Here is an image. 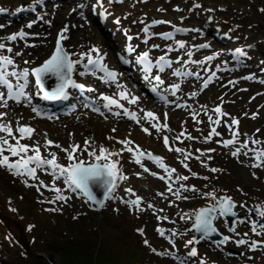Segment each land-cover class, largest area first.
<instances>
[{"label":"rangeland","instance_id":"obj_1","mask_svg":"<svg viewBox=\"0 0 264 264\" xmlns=\"http://www.w3.org/2000/svg\"><path fill=\"white\" fill-rule=\"evenodd\" d=\"M32 1L34 0H0V3L19 6L23 2L27 4ZM87 1L90 13V5H93L96 0ZM184 2H188V7L185 8V4L183 6V3L172 1L170 2L172 6L166 9L157 1L152 13H142L145 9L142 5L135 8V12L128 16L123 6L113 4L110 14L114 17L117 16L120 24L114 25L108 21L103 27L97 28L92 25L90 20L89 24L85 22L77 25L75 19L68 18V15L74 11L77 16L79 10L75 9V5L80 6L78 0H60L59 2L57 0V4L47 10L49 14L45 20H48L50 25L46 27L45 36L19 43L14 55L16 52L21 53L15 58L19 67L22 68H31L41 63L51 53L57 32L67 27V31L64 33L67 39L62 43L69 54H75L71 58L77 57L81 53H88L92 48H98L101 53L105 54L107 63L114 66L116 64L114 55L116 53L123 54L124 38L120 29L124 28L130 32L133 35L134 43L139 46V44H143L140 37L154 40L151 35L148 37L144 32L143 27L146 26L147 21L158 17L169 18L168 24L161 25L162 28L167 29L171 24L184 22L183 19L176 18L178 12L183 8L188 12L192 7L191 16L201 18L199 20L191 18L185 21L191 25H189V29H191L189 34L184 37L187 43L182 42L183 48L178 45V49L173 50L172 57L185 54L187 49L190 50L186 55H189L190 52H200L202 49H198L196 43L201 41L205 43L207 40H211L213 41L212 47H219L216 50L217 55L212 59L213 62L230 60L227 53L236 52L235 47H242L241 50L244 53L242 58H245L248 64L246 70L256 74L263 72L264 0H225V4L221 0H202V4H200V0H184ZM49 3L50 1L47 0L46 4L49 5ZM206 6L211 8L213 16L217 20V27L209 23V17L202 16L201 13L206 10ZM57 10L58 15L56 16ZM208 16L211 17V15ZM201 24H205V29L211 25V32L206 35L195 32L194 29L199 28ZM136 34L140 37L136 38ZM31 41L35 43L33 46L30 44ZM189 41L194 44L188 46ZM108 43L112 44V48ZM158 45H160L157 50L158 54H169L168 43H158ZM154 48L152 47V52H156ZM210 53L211 51L204 55ZM25 61L29 63L26 64ZM195 62H192V65L197 67ZM201 70L203 71L204 68ZM130 72L133 74L131 69ZM75 76L80 75L75 74ZM134 76L138 77L135 73ZM153 80L154 76H151L149 84L153 83ZM226 80H233L237 83L229 86L230 84L226 83ZM256 81L258 82L256 83ZM256 81L252 83L251 80H241L239 77L229 79L224 78L223 74H219L201 93H196L198 84L193 83V86L189 84L190 87H193V92H190L189 95L193 96V93L198 95L195 96V94L193 99H189V102H186L187 98H182V102L190 103L191 106H199L201 109L221 104V110L225 113L228 112V118L223 119V122L217 125L219 135L212 137L217 142L212 143L209 139H205L207 136L200 133V119H191L193 112L180 113L179 109H170L166 112L164 108L159 110L154 108L152 102L142 100V96H140L141 101L137 102L139 112L142 115L141 110L153 108L156 111L157 120H165L168 125V130L162 132L163 134L153 130L149 121L120 126L117 118L97 115L85 108L78 109L63 120L43 123L34 119L35 116L24 103L8 102L7 108H2L7 111L2 122H11V126L15 128L20 120V123L31 124L36 129L34 136L29 140L21 139V144L29 146L39 144L41 154L51 158L49 153H56L57 162L62 166H67L72 161L68 160L67 153L61 148L69 149L72 144L81 146L75 153L79 159L87 163L94 161L93 157L82 150L85 147V140H88L91 144L88 150H95L97 154L100 146L111 152H121V155L114 156L112 159L120 160L122 173L127 175V179L123 186L118 183V190L113 194V198L108 199L100 210L94 211L82 197L65 190L63 180L55 181L43 170H37L38 179H33L27 176H15L0 167V241L8 242L7 236L10 235L11 241H18L26 245V248L23 249L14 248L10 243L6 247L0 246V264H62L65 254L62 253L63 250L60 251L62 247L55 242L73 247L81 244L84 241L83 237L86 236V239H89L91 233H94L97 238L104 233V237H107L110 242H115L116 237L110 231L111 227L113 229L121 227V230L138 233L145 249L150 254L148 264H179L176 257L186 261V264H217V262L209 263L205 259V253L214 257L216 261L218 259L219 264H264V234L256 235L251 231V222L255 220L256 215H253L252 210H248L250 206L257 205L261 209L264 207V167L253 168L252 164L249 167L243 158H240V155L233 156L230 151L218 146L230 135L231 131H228L227 127L231 125L233 118L241 123L238 130L244 135V138H250L252 142L259 141L264 146V137L262 136L264 131V95L252 99L259 88L264 87V83H261L264 81V76L262 78L257 75ZM141 85L144 89L147 87L143 83ZM135 92L139 94L138 91L135 90ZM33 93H35V88L34 84H31L28 94L31 96V100L36 102ZM92 96L99 97L100 92ZM126 103H129L128 100ZM217 116H214L213 119H217ZM204 119L207 123L209 117L206 116ZM145 127L149 129V133L143 131ZM231 128L234 132L237 125H231ZM165 133H169L172 146L178 145L184 149V152L187 151L190 154L177 153L174 149L167 151L163 138ZM109 137L114 139H109ZM9 139L16 143L15 140ZM46 139H50L54 144L46 146ZM125 139L133 142L128 145L130 148L134 149L137 146L142 151L151 149L164 154V161L176 170L173 173L175 175L173 192L168 191L167 182L153 175V173L160 172L149 173L150 170H154L151 163H143L149 169L148 172H145L143 167L134 162L133 153L136 152L130 154L126 150L121 151L124 149V145L117 141ZM135 142L140 146L138 147ZM55 144L61 145V148H56ZM200 149L204 150L203 154ZM210 149L215 151H209ZM134 150L136 151V149ZM195 153L202 157H197L198 155ZM31 154L30 152L29 155ZM192 156H196V158ZM211 168L222 171L212 172ZM177 176H187L189 179L178 181ZM41 181L46 187L41 185ZM188 181L193 185H189ZM181 185L189 189L194 187L198 191H184L180 187ZM53 188H59L60 193L51 190ZM129 188L133 190L135 196L126 192V189ZM176 191L188 199H178L173 194ZM212 191L215 192L216 197L223 194L231 197L236 205L234 209L249 219L245 223H238L236 230L228 233L224 220L221 216H217L219 219L214 222V225L218 231L229 235V241L217 247L216 244L201 240L200 244L194 243L193 245L199 244L203 250H197V256H189L188 253L192 250L190 245H181H185L188 240L192 239L193 232L190 230L192 220L187 217L181 219V217L184 214L193 217L197 207L214 201L210 197L202 195ZM58 194L68 197L67 201L56 200ZM136 196L141 197L142 200L139 205L140 210L135 206L130 207L126 203V201L136 199ZM22 201L27 205V209L24 208L26 211L29 209L30 214L26 215L21 209L23 208ZM149 204L152 207H149ZM240 205H244V207H240ZM11 209H15V211ZM49 209H57V211H49ZM29 226H32L30 230ZM160 227L165 228L166 235L163 237L158 234ZM138 230H143V234ZM173 233L176 235L173 236ZM240 239L249 243L238 245L236 241ZM145 240L148 241V244H145ZM252 241L260 242L254 250L249 247ZM228 248L238 251L239 254L230 253ZM152 249H155V252ZM158 253L169 254L159 255ZM247 254L250 255L247 256Z\"/></svg>","mask_w":264,"mask_h":264},{"label":"snow or ice","instance_id":"obj_2","mask_svg":"<svg viewBox=\"0 0 264 264\" xmlns=\"http://www.w3.org/2000/svg\"><path fill=\"white\" fill-rule=\"evenodd\" d=\"M119 23V21H117ZM28 27H31V25H28ZM67 31V27H65L64 30L58 35V39L56 42V47L51 54V56L44 61L42 65L39 67L28 69L23 68L20 69L18 65L16 64L13 57L4 55L2 51H0V107L7 108L8 101L13 100L16 103H21L22 101L27 102L28 104H31V96L28 94L26 89L29 87V77L34 78L35 85L39 89V93L42 94V98L44 100H58L66 97L68 95V90L70 88H77V89H83L85 86L78 83L74 78V74H78L80 76H84L86 74L94 73L96 71H100L104 73V76L102 77V81L106 84L108 83H116L118 78V73L109 70L107 66L103 63L104 56L100 53V50L98 48H92L89 50L88 53H82L79 55V58L76 60H73L71 57L73 54H69L65 48L63 47L61 41L67 39V37L64 35V33ZM147 32L148 30L145 29ZM26 33L20 32L17 34H13L9 36L7 39L15 41L17 37L23 39L25 37ZM164 38L170 39L172 34L171 33H165L162 34ZM158 47V46H157ZM179 47L183 48L184 44L181 42L179 44ZM9 53L13 52V49L11 47L6 48L5 43H0V50H5ZM129 53L133 52L134 49L129 47L127 49ZM92 53H95V58L93 57ZM236 54L238 55H244L243 50L236 49ZM21 53L16 52L15 56H20ZM191 55V53H189ZM86 59V62H85ZM137 63L142 66V70L144 72V79L146 81H149L151 78V73L153 71V68H156L159 70V72H164L166 68H170L172 61L166 59L165 56H160L158 60L155 62V64L152 62V60L149 57V53L147 51L140 54L137 58ZM213 57L209 56L207 57V60H212ZM25 63H29L28 61H25ZM200 63V62H195ZM82 65L83 70L77 72V66ZM177 76H190V75H196L197 78H199V73H190V72H181L177 70L175 73ZM215 76V73L212 74L207 80H205L203 87L207 88L209 83L212 82L213 77ZM246 79H254L255 77H245ZM52 81V84L49 87L46 86V81ZM154 80L156 84H163V80L159 75H156L154 77ZM231 84H235V81H229ZM261 83H264V81H261ZM118 88H121L122 90L118 93L119 97L123 100H128L129 103L135 104L137 103V97L131 96L130 93L127 92L126 89H124L123 85L117 84ZM180 85L175 84L172 86V94L175 95V92L179 90ZM88 91H94V89H88ZM153 92H157V88L154 86L152 88ZM195 95V93H193ZM102 99L104 101H107L103 105L104 108L109 109V111L112 110V107L115 106L116 108L123 109V115L127 116L129 119L136 121L137 124L140 123V118L137 117L136 112H131L127 108H124L122 104H120L116 99L113 97L102 95ZM161 99H164V97H161ZM254 99V97H253ZM88 105H86L87 107ZM93 111L100 112L99 108H93ZM32 111L36 113L37 115H40V112L37 107H33ZM143 111V110H141ZM214 111L219 114L220 116L227 115V113L223 112L221 110V107L217 106ZM101 115H104V113L100 112ZM7 115V113L0 112V121L3 120V118ZM113 115L116 117H119L121 115V112L116 111L113 112ZM144 119H147L152 128H155L157 131L161 130V127L157 123H151V121L157 120V117L155 114L151 111H147L143 117ZM255 118V116H253ZM212 118L209 117V120ZM214 123L219 124L220 121L216 120ZM233 125H238L239 121L235 118L232 119ZM168 125L165 123L163 125V128H167ZM34 129L31 128L28 125H20L19 122H17V128L16 132L19 133V136L17 137L14 132L11 124L0 122V133H4L6 135H0V167L5 168L7 171H9L11 174L15 176H27L31 177L33 179H38L37 177V170H46V167L51 168V174L56 178H63V182L68 186V188L73 192H79L82 196L87 197L89 201H92L94 203H99L102 207L104 206L103 201H98L96 198V195H94V187H103L104 188V200H108L112 198V193L116 190L118 187L117 181L118 180H126L127 177L123 175L120 167H119V161L113 160L112 157L121 155V152H111L107 148L100 146L99 147V153L97 154V151L92 150L89 151L88 149L91 147V144L88 140H85V147L82 149L83 151L87 152L89 156L93 157L97 163L88 164L86 161L79 159L75 153L78 149L81 148L80 145L72 144L70 145L69 149H62L61 145L55 144L54 146L56 148H61V150L65 151L67 153V158L69 161H72V163L68 164L67 166H62L57 162V156L56 153H49L48 157H44L41 155L40 152V146L39 144L29 146L26 144H21V139H31L32 134L34 133ZM115 131V129H113ZM143 131L145 133H149V129L147 127L143 128ZM259 131V130H257ZM211 135H219L218 132H216V129L213 128ZM234 135H237V133H234ZM11 140H15L16 143L13 144L10 142ZM191 139V137H189ZM109 139H114L113 137H109ZM206 140L209 139V137L205 138ZM118 143H121L124 145V149L121 151L127 150L128 152H133V149L128 147V145L132 144L133 142L131 140L125 139L123 141H117ZM169 142L168 137H164V143L167 145ZM234 140H228L224 142V146L227 147L230 144H233ZM253 143H259V141H253ZM54 144L53 141L47 140L46 146H52ZM241 147H247L246 144L242 145ZM139 152V149H137ZM176 152L183 153L184 149L182 148H176ZM209 151H215L214 149H210ZM5 152L9 153V155H5ZM32 153L29 155V153ZM240 154V149H237L235 152L232 153L233 156H238ZM244 155H247V152L244 153ZM12 157H16L17 159L12 160ZM138 158L134 153V162L141 167L144 168L145 172H148L149 169L145 167L142 163L143 157H146L148 160H151L153 162H156L159 167L163 168L164 171L168 175V179H172V174L176 171L175 169L168 168L162 161V158L159 156H154L152 153H143L139 152ZM185 159H187V156H185ZM255 160L256 163H253L251 167L253 168H261L264 167V151L256 152L255 154ZM100 161H105L104 163H100ZM187 167V165H184ZM207 167V165H205ZM210 171L212 172H218L222 171L221 169L217 168H211ZM139 175V174H137ZM155 175V173H153ZM193 175H196L193 173ZM255 176V173H253ZM161 180H164V176L159 177ZM176 179L178 181H186L189 179L187 176H177ZM204 179H207V177H204ZM41 185H43V181H41ZM184 191H193L197 192L198 190L194 187L187 188L184 185L180 186ZM39 191V188L37 189ZM55 191L56 193H60L59 188H53L51 189ZM168 191L173 192L171 184L168 186ZM126 192L131 193L133 196L136 194L132 191V189H126ZM177 196L178 199H188V197L181 196L179 191H176L173 193ZM202 195L206 197H210L215 201V204L209 207L202 208L198 210L194 217L188 216L187 214H184V216L181 217V219H184L187 217L188 219L193 220L192 229L196 233L200 234L199 239H197L196 236H194L192 239L188 240L186 242V245H193L194 243H199L200 240L208 239L212 237L214 234L217 233V229L213 225V221L217 219V213L219 216H235L236 213L233 212V209L236 207L235 203L232 201L231 197H219L217 198L215 196V192H207L203 193ZM68 197L58 194L56 196V200L61 201H67ZM54 202V201H50ZM142 200L139 196H136V199L126 201V203L132 207L135 206L138 210L139 205L141 204ZM149 207H152V205H148ZM240 207H244V205H240ZM12 211H15V209H11ZM49 211H57V209H49ZM259 217H261V220H253L251 222V231L254 232L256 235H262L264 234V210H261L258 212ZM166 219V218H165ZM249 218H244L238 221V223H245L248 221ZM32 226H29V230ZM231 231H235V229H230ZM143 234V230H138ZM160 232V235L163 236L164 233L162 230H158ZM176 235L173 233V236ZM247 235V233H245ZM230 238L225 236L224 241L229 240ZM238 245H243L246 243H249L248 241L244 239H240L236 241ZM260 242L252 241L249 244V247L251 249H256L259 246ZM145 244H148V241L145 240ZM155 252V249H152ZM159 255H167L169 253H158ZM189 256H197V250L195 248H192V250L188 253ZM179 264H186V261L181 260L179 257H176Z\"/></svg>","mask_w":264,"mask_h":264},{"label":"trees","instance_id":"obj_3","mask_svg":"<svg viewBox=\"0 0 264 264\" xmlns=\"http://www.w3.org/2000/svg\"><path fill=\"white\" fill-rule=\"evenodd\" d=\"M116 241L110 242L106 238L95 235L73 247L59 244L62 249V264H147L146 251L142 250L136 235L128 234L124 230H116ZM65 257V258H64Z\"/></svg>","mask_w":264,"mask_h":264},{"label":"bare ground","instance_id":"obj_4","mask_svg":"<svg viewBox=\"0 0 264 264\" xmlns=\"http://www.w3.org/2000/svg\"><path fill=\"white\" fill-rule=\"evenodd\" d=\"M60 1V0H59ZM58 1V2H59ZM73 1H77V0H73ZM79 1V0H78ZM72 2V1H71ZM50 3H51V1H50ZM49 3V4H50ZM72 11V10H71ZM49 13L47 12L45 15H48ZM68 18H72V19H78L77 17H76V15H75V11L74 12H72L71 14H69L68 15ZM117 84H119L118 82H116V83H108V84H104L103 86H104V88H106V89H108L109 91H112V89H114V88H116L117 87ZM120 85V84H119ZM127 90V89H126ZM179 96H182L183 95V92L181 91V90H179ZM166 96L169 98V99H173L174 100V102H177V98L172 94V93H167L166 94ZM119 102V101H118ZM120 103V102H119ZM158 105L159 106H161L162 108H165L164 107V105L162 104V103H158ZM124 106V108H127V109H134V111L133 112H136V114H137V117L138 118H140V121H142V122H145V121H147V119H144L143 117L144 116H142L140 113H139V111H138V108L136 107V105H133V106H126V105H123ZM170 107H166V109H169ZM170 109H174V108H170ZM181 109V110H180ZM179 110H178V112H180V113H184V112H194L195 114H196V116L197 117H202L203 115H204V111L200 108V107H195V108H191V106L190 105H187L186 107H184V108H180ZM121 110V111H120ZM3 111V110H2ZM117 111H119V112H121V115L119 116V117H116L117 119H118V123H119V125L120 126H125V125H127V124H134V123H136V121H134V120H131V119H129L127 116H124L123 115V109H119V108H117ZM4 113V112H3ZM109 117H111V116H109ZM36 119H38V118H36ZM63 118L62 117H60V120H62ZM38 120H40L39 122H46L44 119H38ZM208 131H209V128H208V125H205L203 128H202V135H206V134H208ZM247 151V150H246ZM241 157L243 158V160H244V162L245 163H247L248 164V166L250 167V165L251 164H253L254 163V161H256L254 158H252V156L250 155V153L249 154H247V155H244V154H242L241 155ZM257 162V161H256ZM167 166V165H166ZM168 168H169V166H167ZM160 169H161V173H159L157 176L158 177H160V176H164L165 177V181L166 182H172V180H173V178H174V175H172V179H168V175H167V173L164 171V169L163 168H161L160 167ZM133 191V190H132ZM158 197H160L161 195H157ZM217 221V220H216Z\"/></svg>","mask_w":264,"mask_h":264},{"label":"water","instance_id":"obj_5","mask_svg":"<svg viewBox=\"0 0 264 264\" xmlns=\"http://www.w3.org/2000/svg\"><path fill=\"white\" fill-rule=\"evenodd\" d=\"M51 81L49 80V81H46V86L47 87H49L50 88V86H51ZM104 188L103 187H94V195H96V198H97V200L98 201H102L103 200V198H104ZM92 202V201H91ZM92 204L94 205V206H96V207H98L99 206V203H94V202H92ZM215 204V203H214ZM202 208H205V207H202ZM202 208H199L198 210H200V209H202ZM197 210V211H198ZM225 218H226V221H227V223H228V225L231 227L232 225H233V221H234V219L235 218H239V216L236 214L235 216H231V215H228V216H225ZM194 236H196L197 238L200 236V234H198V233H196V232H194ZM212 240H215V239H218L219 238V236L218 235H216V234H214L212 237Z\"/></svg>","mask_w":264,"mask_h":264}]
</instances>
